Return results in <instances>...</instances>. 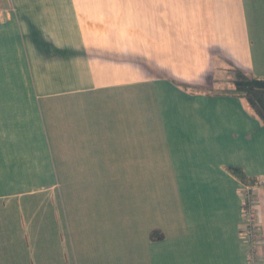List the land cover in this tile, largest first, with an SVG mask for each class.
Listing matches in <instances>:
<instances>
[{
	"label": "crops",
	"instance_id": "1",
	"mask_svg": "<svg viewBox=\"0 0 264 264\" xmlns=\"http://www.w3.org/2000/svg\"><path fill=\"white\" fill-rule=\"evenodd\" d=\"M233 68L264 77V0H0V264H264Z\"/></svg>",
	"mask_w": 264,
	"mask_h": 264
},
{
	"label": "trees",
	"instance_id": "2",
	"mask_svg": "<svg viewBox=\"0 0 264 264\" xmlns=\"http://www.w3.org/2000/svg\"><path fill=\"white\" fill-rule=\"evenodd\" d=\"M229 81L231 83V89L240 96L244 97L252 111L261 121L264 122V77H257L242 70L233 68L230 71ZM230 169L245 183L252 182L253 179H249L245 176V174L238 167L232 166ZM243 203L244 210L250 213L252 203L250 189H248V197L244 199ZM150 237H155V235L150 233Z\"/></svg>",
	"mask_w": 264,
	"mask_h": 264
},
{
	"label": "built area",
	"instance_id": "3",
	"mask_svg": "<svg viewBox=\"0 0 264 264\" xmlns=\"http://www.w3.org/2000/svg\"><path fill=\"white\" fill-rule=\"evenodd\" d=\"M247 197H248V187L246 186L242 191V199L244 200ZM244 212L245 215L249 213L248 211H244ZM245 231H246V235L250 240L255 236V228L251 224L249 223L246 224Z\"/></svg>",
	"mask_w": 264,
	"mask_h": 264
}]
</instances>
